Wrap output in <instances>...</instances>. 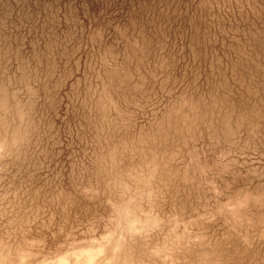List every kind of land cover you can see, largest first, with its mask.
Listing matches in <instances>:
<instances>
[{
  "label": "rangeland",
  "instance_id": "rangeland-1",
  "mask_svg": "<svg viewBox=\"0 0 264 264\" xmlns=\"http://www.w3.org/2000/svg\"><path fill=\"white\" fill-rule=\"evenodd\" d=\"M231 4L0 0V79L22 76L21 100L35 93L43 130L17 189H42L90 147L130 171L165 155L182 131L171 114L185 107L221 151L239 136L264 148V12Z\"/></svg>",
  "mask_w": 264,
  "mask_h": 264
},
{
  "label": "clouds",
  "instance_id": "clouds-1",
  "mask_svg": "<svg viewBox=\"0 0 264 264\" xmlns=\"http://www.w3.org/2000/svg\"><path fill=\"white\" fill-rule=\"evenodd\" d=\"M231 7L264 12L247 0ZM21 83L19 73L0 79V264H264L256 138L221 151L185 107L171 114L182 131L169 153L130 171L90 147L30 194L15 185L17 167L36 154L43 130L39 101L33 93L24 103Z\"/></svg>",
  "mask_w": 264,
  "mask_h": 264
}]
</instances>
